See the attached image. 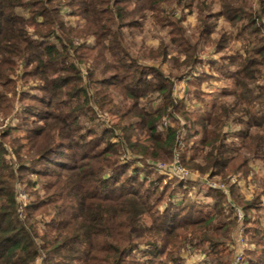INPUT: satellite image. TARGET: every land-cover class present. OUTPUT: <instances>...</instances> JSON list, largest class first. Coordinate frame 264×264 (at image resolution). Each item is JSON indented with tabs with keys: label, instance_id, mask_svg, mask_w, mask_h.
Masks as SVG:
<instances>
[{
	"label": "trees",
	"instance_id": "16d2710c",
	"mask_svg": "<svg viewBox=\"0 0 264 264\" xmlns=\"http://www.w3.org/2000/svg\"><path fill=\"white\" fill-rule=\"evenodd\" d=\"M97 1L0 0V106L9 100L7 91L16 90L12 75L23 65L25 78L42 82L44 96L39 103L47 109L35 114L41 124L28 135H14L16 130L11 128L3 135L11 141L16 164L6 160L0 142V264H184L178 251L193 241L208 244L212 261L205 264H231L232 253L225 243L238 222L222 220L228 197L210 191L221 196L211 212L202 213L193 203L180 211L171 208L159 212L165 194H157L159 187H150L154 172L144 170L147 181L141 183L142 172L136 174L139 170L134 165L121 162V149L126 147L142 161L171 159L182 128L170 126L165 133L159 129L165 119L178 112L184 119V141L190 145L181 156L183 166L229 185L234 201L243 205L246 224L251 221L248 213L259 215L264 207V176L256 174L255 167L264 165V34L258 20L238 10L233 20L249 22L239 34L243 36L244 53L226 58L229 69H235L232 90L211 103L196 92L194 98L206 108L189 112L185 102L174 96V89L177 81L189 77L201 63L198 44L192 45L183 35L174 40L183 47L182 56L172 58L174 67L168 75L141 64L123 44L121 9H113L109 0L106 15L100 17L101 3ZM64 5L71 8L72 15H82L89 34L79 35L66 24L60 9ZM19 9L27 10L30 17L20 15ZM261 12L260 20L264 9ZM92 19L98 22L91 24ZM207 31L203 37H209ZM90 35L99 39L95 47L74 45L75 40ZM224 42L223 34L213 44L222 49ZM75 58L87 64V85L82 84L81 72L72 62ZM161 58L163 62L171 59L167 49L161 51ZM148 71L153 73V80L147 78ZM189 84L201 85L192 79ZM91 87H95L92 96L88 94ZM156 93L161 100L157 107L150 103L148 109L139 104L145 96ZM93 98L102 112L117 119L103 136L94 131L80 134V120L92 113L89 102ZM30 110L23 125L30 121ZM35 121L31 124L36 125ZM231 126L238 130L229 132ZM106 135L121 141L106 140ZM71 150L72 154L67 152ZM81 155L80 162L68 163ZM55 156L63 160L53 162ZM39 163L44 167L31 171L37 180L26 181V192L34 200L22 213L16 188L21 178L17 173L28 164ZM130 169L135 176L129 174ZM251 174L256 190L247 199L240 185L232 184L230 178L245 181ZM42 179L45 193L30 191L39 183L42 186ZM185 194L186 200L188 190ZM260 220L248 228L257 238L248 264H264V227ZM142 247H148L145 262L137 260L136 251Z\"/></svg>",
	"mask_w": 264,
	"mask_h": 264
},
{
	"label": "rangeland",
	"instance_id": "374dc122",
	"mask_svg": "<svg viewBox=\"0 0 264 264\" xmlns=\"http://www.w3.org/2000/svg\"><path fill=\"white\" fill-rule=\"evenodd\" d=\"M109 0H98L100 4V17L106 15ZM112 8L121 9V14L123 16L122 24L124 42L123 44L127 46L130 52L135 58L140 60L141 64H146L152 67L161 69L165 74H169L174 67V62L172 58L180 57L181 50L183 47L180 46L179 42L174 40H179L180 36L183 35L190 41V43L198 44V54L201 63L196 66L191 75L183 80L177 81L174 89V96L181 101L185 102L187 111L198 112L205 110V103H202L200 99L194 98L197 94L204 99L207 103H211L215 98L223 96L224 92L232 90V77L235 69H229L228 67V57L235 54L244 53V40L243 36H240L241 27L249 22L246 19L244 21H234L233 18L236 14L242 12L244 15L250 16V18L258 20L260 28H262V33L264 34V17L261 12L264 9V0H111ZM61 16L64 18L66 24L73 26L79 35L87 31L88 23L83 19L82 15H72L71 8L69 6H62ZM240 10V12L238 11ZM18 13L25 17H30V14L25 9H19ZM112 13H108L109 16ZM118 19V17H117ZM260 20V21H259ZM97 19H92L91 24H96ZM205 29L210 32L209 37L206 35L203 37ZM75 30V31H76ZM32 32V31H31ZM250 32L248 31L247 34ZM226 36V41L222 43V49H219L217 45L213 44V41L220 39L221 35ZM246 35V33H245ZM37 39V37H35ZM98 38L90 35L87 38H81L75 40V46H85V47H95ZM167 49L169 53V61L163 62L161 58V51ZM154 51V52H153ZM85 51H82V53ZM110 61L113 60L112 57H108ZM114 61V60H113ZM81 72L82 84H88V69L86 63H79L75 58L72 61ZM95 65H92L93 68ZM25 69L23 65H20L16 71V74L12 75V80L16 81V90L8 92V102L0 106V142H3L5 158L11 164H16V154L13 151V146L11 145L10 139L3 138V135L9 128L16 130L14 135H28V131L39 126L40 120L36 118L35 114L38 112L47 111L44 105L39 103L43 99V92L40 90L42 82L39 79L24 77ZM147 78L153 80L154 75L151 71L146 73ZM192 82L198 80L201 85L189 84V80ZM264 84V69L262 71V78ZM1 92V89H0ZM95 92V87H91L88 94L92 96ZM159 94H149L139 101V104L146 106L148 109L151 106L154 108L161 104V100L158 98ZM122 100V99H121ZM90 106L92 107V113L88 114L89 118H83L80 120L81 133L86 136L89 131H94L97 136H103L106 128H111L117 123V119L109 114L107 111H101L100 108L95 103V99H90ZM31 109L32 114L29 117V123L23 125L26 120V111ZM92 117V122L90 121ZM32 120H36V125L31 124ZM181 127L179 135V146L176 152L179 153L180 160L183 153L187 151L190 145L184 141L185 129L184 119L180 113L174 112L173 117H169L164 120L163 125L160 127L159 131L165 133L168 127ZM229 132L238 130V127L231 126L227 129ZM78 139V138H77ZM76 139V140H77ZM80 140V139H78ZM106 140H111L112 142L121 141L119 138L113 135H106ZM191 144V143H189ZM75 150V149H74ZM77 150V149H76ZM60 152H64L61 149ZM71 152L74 151H67ZM83 152V150H82ZM80 154V153H79ZM121 162L125 165H134L133 167L138 169L136 174L141 173L140 182L146 183V173L144 170H152L154 173L152 176V184L150 187H159L157 194L162 191L165 194L164 201L159 202V212L166 211L173 208L175 211H180L185 208L189 203L195 204L200 208L202 213L211 212L214 209L215 203L221 198L219 194L210 193V191L215 190L208 188L207 181L213 180L208 179L205 176L200 175L198 172H192L185 168L181 162V166L188 171L189 175L182 177V175L176 174L174 169H176V158L175 154L171 159L168 157L161 158L159 160H148L142 161L140 156L132 155L130 151L125 147L121 149ZM187 154H190L187 152ZM189 156V155H188ZM82 155L77 159H73L68 162L70 165L75 162H80ZM53 160V159H52ZM62 156H55L53 162H61ZM49 164L52 162H48ZM160 165H164V168H160ZM259 176H264V165L258 164ZM43 163L30 165L28 164L27 169H23L20 174L21 181L16 184L17 188V199L20 203V211L22 213L26 212V206L30 205L34 200L29 193L26 192V181L27 179L37 180L36 177L31 174V171L35 168H43ZM30 174V176H29ZM129 174L135 176V173L130 169ZM137 176V175H136ZM160 177V178H159ZM253 174L250 175L249 179L241 181L239 187L242 193L247 199L253 197L254 191L256 190V185L252 182ZM40 183L36 188L30 189V191H38L41 195L45 193ZM215 182H220L214 179ZM24 183V185H23ZM154 183V184H153ZM185 184H191L183 185ZM138 184V182H137ZM137 184H135L137 186ZM149 184V183H148ZM148 186V185H147ZM228 186V196L223 192L224 197H228V201L231 200L233 204L241 208L243 206L241 203L234 201L232 194ZM189 192L186 200L184 199L185 191ZM171 196L169 197V195ZM173 196V197H172ZM264 202V197H263ZM225 209L223 210L224 215L222 220L227 223L233 222L235 220L234 212L231 205L225 202ZM197 209V208H196ZM244 211V210H243ZM245 213V212H244ZM182 214H185L184 212ZM246 214V213H245ZM260 216V217H258ZM247 218L250 219V223L246 222L239 223L232 231H230V237L226 240V249L231 252V264H237V255L240 251L243 252L242 260L238 264H248V258L252 257L251 253L256 250L255 242L256 237H253V232H249L248 228H251L253 222L261 218L260 222L262 227H264V207L261 213L258 215L256 212L248 213ZM149 223L150 220L146 219ZM245 228V234L240 235V229ZM244 239V241L241 240ZM243 242V243H242ZM208 244L198 243L197 241L188 242L182 245L181 249L178 251V255L184 264H205V262L212 261V257L208 256ZM148 247H142L141 250L136 251L137 260L140 262H145L147 257L144 256V252H147ZM39 263V262H38Z\"/></svg>",
	"mask_w": 264,
	"mask_h": 264
},
{
	"label": "built area",
	"instance_id": "2783aa9c",
	"mask_svg": "<svg viewBox=\"0 0 264 264\" xmlns=\"http://www.w3.org/2000/svg\"><path fill=\"white\" fill-rule=\"evenodd\" d=\"M175 158H176V169H174V171H176L175 173L176 174H179V175H182V177H186L189 175L188 171H186L182 166H181V160H180V156H179V153L178 152H175ZM161 169L164 168L165 166L164 165H160L159 166ZM230 182L232 184H239V185H242L241 184V181L238 179V177L236 176H232L230 178ZM207 186L208 188H211V189H215V190H219L221 192H223L225 195L228 196V186L227 184L225 183H218V182H215L214 180H208L207 181ZM228 204L231 205V208L234 212V217L235 219L239 222V223H242L244 222L245 218H246V214L244 213L243 209L237 207L235 204H233L231 202V200L228 201ZM243 234H245V228L242 227L240 229V235L242 236ZM242 241H244L243 238H241ZM243 243V242H242ZM242 255H243V252L240 251L239 254L237 255V264L242 260Z\"/></svg>",
	"mask_w": 264,
	"mask_h": 264
},
{
	"label": "crops",
	"instance_id": "0c3cea01",
	"mask_svg": "<svg viewBox=\"0 0 264 264\" xmlns=\"http://www.w3.org/2000/svg\"><path fill=\"white\" fill-rule=\"evenodd\" d=\"M258 170H259V167L256 166V167H255V172H258Z\"/></svg>",
	"mask_w": 264,
	"mask_h": 264
}]
</instances>
